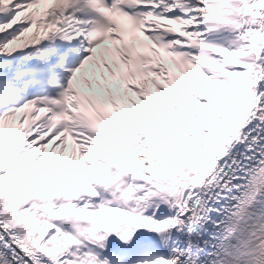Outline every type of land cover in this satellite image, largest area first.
<instances>
[{
    "label": "snow or ice",
    "instance_id": "6c2138e0",
    "mask_svg": "<svg viewBox=\"0 0 264 264\" xmlns=\"http://www.w3.org/2000/svg\"><path fill=\"white\" fill-rule=\"evenodd\" d=\"M249 189L264 264V0H0V264H216Z\"/></svg>",
    "mask_w": 264,
    "mask_h": 264
}]
</instances>
